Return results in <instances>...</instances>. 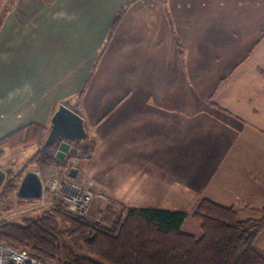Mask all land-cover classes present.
<instances>
[{"label": "crops", "instance_id": "0c3cea01", "mask_svg": "<svg viewBox=\"0 0 264 264\" xmlns=\"http://www.w3.org/2000/svg\"><path fill=\"white\" fill-rule=\"evenodd\" d=\"M124 3L0 0V138L65 104L87 136L64 158L75 178L56 165L52 178L260 217L264 0H131L111 30ZM253 248L264 256V226Z\"/></svg>", "mask_w": 264, "mask_h": 264}, {"label": "trees", "instance_id": "16d2710c", "mask_svg": "<svg viewBox=\"0 0 264 264\" xmlns=\"http://www.w3.org/2000/svg\"><path fill=\"white\" fill-rule=\"evenodd\" d=\"M129 1L121 6L111 30ZM48 132L49 124L23 126L0 138V156L6 148L35 145L26 163L35 164L45 183L51 166L58 165L61 171L68 168L66 160L54 157L58 140L41 148ZM23 175L22 167L5 172L0 201L13 197L20 207L37 200L16 196ZM123 208L121 202L108 200L99 215L102 221L107 216L108 222L101 223L71 212L62 200L55 199L18 223L0 220V242L45 264H264V256L253 248L264 226V208L258 218L241 219L234 207L201 199L191 213L199 224L198 236L181 231L186 217L183 210Z\"/></svg>", "mask_w": 264, "mask_h": 264}, {"label": "rangeland", "instance_id": "374dc122", "mask_svg": "<svg viewBox=\"0 0 264 264\" xmlns=\"http://www.w3.org/2000/svg\"><path fill=\"white\" fill-rule=\"evenodd\" d=\"M35 150H36L35 145H21V146H17V147L10 148V149L6 148V150H4V152L0 156V169L4 172H6L7 170H12L13 172L14 171L16 172L18 167H22V170L24 173L27 171H36L37 174L40 175L39 171L36 169L35 164L33 162L26 163V160L35 152ZM66 163L68 165V163L70 162L67 161ZM56 166L59 168L58 165ZM50 179H52V176H50L48 172L47 180L49 181ZM47 180H45L44 185L47 184L48 182ZM42 196H43V199H46L49 196V192L46 188L44 189ZM199 201H197L196 203H192V201H185L186 205L185 207L181 209L186 213V217L183 221V224L181 225V231L190 233L194 236H198L200 231H199V224L191 217V213L194 211ZM124 202L126 204H131V205H126L125 203H122L124 204L125 208H127V206L138 207L135 204H144L143 202H137V201L136 202L135 201H124ZM169 202L164 201V200H159V201L157 200V201H150L149 203H151L155 208L164 209L165 205L169 204ZM45 205H48V204H45ZM45 205L41 203V199H37L36 201L26 202L22 206L17 207L16 199L11 197L10 199H8V201H0V212H1L0 220L6 219L12 222L18 223L24 217L35 216L37 214V211L40 208L44 207ZM104 205H105V202H101V201L93 199L90 203V207L88 210V217L92 220L97 219L101 223L108 222V220H106L107 216L105 217V220L103 219L102 221L101 217L98 216V212L96 211L97 209H102ZM125 208L123 209L125 210ZM167 208H170V207H166L165 209Z\"/></svg>", "mask_w": 264, "mask_h": 264}, {"label": "water", "instance_id": "95a60500", "mask_svg": "<svg viewBox=\"0 0 264 264\" xmlns=\"http://www.w3.org/2000/svg\"><path fill=\"white\" fill-rule=\"evenodd\" d=\"M86 131L82 118L65 104H59L50 118L49 132L41 146L44 148L54 140H58L54 157L60 161L65 156L77 155V149L71 146V142L86 139ZM77 169L73 166L67 170L70 178H75ZM5 172L0 169V186L4 180ZM42 195V182L36 171H27L22 176L16 190L19 198L39 199Z\"/></svg>", "mask_w": 264, "mask_h": 264}, {"label": "built area", "instance_id": "2783aa9c", "mask_svg": "<svg viewBox=\"0 0 264 264\" xmlns=\"http://www.w3.org/2000/svg\"><path fill=\"white\" fill-rule=\"evenodd\" d=\"M47 189L49 196L41 199L43 205L50 204L54 199H60L71 212L88 217V210L93 199L108 203L106 196L100 192H94L90 188V183L82 187L76 183L65 179L52 178L44 189ZM98 216L101 210L97 209ZM0 264H45L38 259L28 255L25 251L13 248L5 243L0 242Z\"/></svg>", "mask_w": 264, "mask_h": 264}]
</instances>
